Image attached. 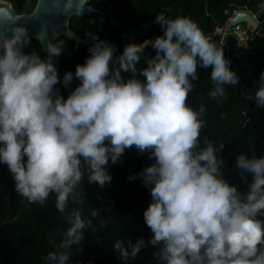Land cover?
Here are the masks:
<instances>
[{"label": "clouds", "instance_id": "9594fccd", "mask_svg": "<svg viewBox=\"0 0 264 264\" xmlns=\"http://www.w3.org/2000/svg\"><path fill=\"white\" fill-rule=\"evenodd\" d=\"M44 3L37 0L36 8L24 14L0 3V163L8 166L18 195L29 203L43 206L54 193L55 208L69 225L58 244L52 241L45 264H71V249L82 248L92 220L80 207L70 208V200L83 204L77 189L85 176L100 187L110 184L106 165L132 146L155 161L129 179L139 178L150 188L152 201L143 217L158 264H264V156L238 155L236 167L252 175L248 191L241 192L223 176L218 153L225 144L205 139L201 146L206 107L186 103L198 68L211 67V99L238 85L224 49L190 17L170 18L165 9L155 15L163 34L128 43L118 56L115 44L86 33L94 41L90 55L61 78L56 58L67 47L65 37L75 34L50 38L44 29L36 37L47 52L42 57L25 51L32 36L17 23L38 15ZM89 3L52 0L73 17H81ZM258 6L264 9V0ZM149 44L155 54L138 68ZM74 79L80 83L65 98L56 85L67 87ZM258 84L247 99L264 108V71ZM242 179L248 183L246 175ZM100 226L106 228L107 222L101 220ZM145 246L144 238L117 239L113 250L127 264Z\"/></svg>", "mask_w": 264, "mask_h": 264}, {"label": "trees", "instance_id": "16d2710c", "mask_svg": "<svg viewBox=\"0 0 264 264\" xmlns=\"http://www.w3.org/2000/svg\"><path fill=\"white\" fill-rule=\"evenodd\" d=\"M13 4L17 14L33 11L37 0H4ZM261 0H90L95 11L82 17H73L71 29L81 38L77 43L66 39L67 47L56 58L61 78L67 71L75 72L77 64L86 61L90 46L94 43L86 33L93 32L117 46L115 55L123 52L128 43L154 40L163 34L155 22V15L165 9L170 18L187 16L194 20L203 32L218 46L231 62L240 80L236 86H227L225 95L216 99L209 97L214 87L210 78L211 67L198 68L199 79L193 81L194 88L188 93L186 103L194 108L206 107L205 127L201 130V146L205 139L216 144H225L218 156L224 160L223 176L236 184L241 192L248 191L252 175L236 167L237 157L247 153L249 157L264 156V108L254 100H248L259 87L260 73L264 71V9ZM247 10L257 16L261 33L246 46H240L234 36H224L217 29L224 28L238 11ZM36 50L47 56L37 38L31 39L25 51ZM151 44L142 54L138 68L146 67L147 59L155 54ZM127 76V74H126ZM80 81L74 79L67 87L62 83L56 87L67 98ZM149 153H140L135 146L126 149L116 162L109 161L106 168L113 179L100 187L90 183L85 176L77 189L78 199L83 204L70 200V208L80 207L82 215L92 220V228L85 231L81 249L74 246L71 264H122L113 250L117 239L135 242L144 238L146 246L134 260L127 264H158L154 255L156 247L148 243L153 233L144 222L143 213L152 201L150 188L141 179L130 180L129 176L140 173L154 163ZM247 176L248 183L242 179ZM93 211L98 215L93 217ZM105 220L107 227H101ZM69 225L55 208V194H51L45 205L29 203L19 196L15 181L6 164L0 163V264H45L44 257L53 251Z\"/></svg>", "mask_w": 264, "mask_h": 264}, {"label": "water", "instance_id": "95a60500", "mask_svg": "<svg viewBox=\"0 0 264 264\" xmlns=\"http://www.w3.org/2000/svg\"><path fill=\"white\" fill-rule=\"evenodd\" d=\"M2 1L4 4H8L6 1ZM2 6L4 5L0 4V7ZM11 8L14 10L13 7ZM93 11H95L94 8L85 5L81 17L91 14ZM72 18L73 16L66 15L62 11L56 9L52 4V0H45L38 15L22 17L17 23L25 25L29 29L30 35L33 38H36L38 36L37 34L41 33L44 29H47L50 38L57 33L62 35L65 31H72L75 34L72 39L77 41V43H80L82 41L81 38L71 29L70 26ZM238 24H246L247 27L253 28H258L260 25L255 15L247 10L238 11L233 16L232 20L226 25V31L228 32L233 26Z\"/></svg>", "mask_w": 264, "mask_h": 264}, {"label": "built area", "instance_id": "2783aa9c", "mask_svg": "<svg viewBox=\"0 0 264 264\" xmlns=\"http://www.w3.org/2000/svg\"><path fill=\"white\" fill-rule=\"evenodd\" d=\"M255 17L257 18L256 15ZM221 30L222 32L225 31V33H223L225 36L224 39H226L228 36H234L237 38L238 44L240 46L248 45L250 41L254 40V38L261 33V29H259V27L258 28L247 27L246 24L235 25L228 32L226 31V27L222 28Z\"/></svg>", "mask_w": 264, "mask_h": 264}, {"label": "rangeland", "instance_id": "374dc122", "mask_svg": "<svg viewBox=\"0 0 264 264\" xmlns=\"http://www.w3.org/2000/svg\"><path fill=\"white\" fill-rule=\"evenodd\" d=\"M11 7H13V4L11 3V2H8V1H6ZM14 8V7H13ZM235 15V14H234ZM233 18V17H232ZM232 18L229 20V22L232 20ZM228 22V23H229ZM222 28H219V29H217V32H219V33H221L223 36H224V34L223 33H225V31H223L222 32V30H221ZM225 37V36H224ZM77 42V41H76Z\"/></svg>", "mask_w": 264, "mask_h": 264}, {"label": "bare ground", "instance_id": "6f19581e", "mask_svg": "<svg viewBox=\"0 0 264 264\" xmlns=\"http://www.w3.org/2000/svg\"><path fill=\"white\" fill-rule=\"evenodd\" d=\"M0 2H1V3H3V1H2V0H0ZM3 4H4V3H3ZM39 34H40V33H38L37 35H39Z\"/></svg>", "mask_w": 264, "mask_h": 264}]
</instances>
